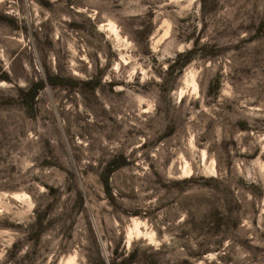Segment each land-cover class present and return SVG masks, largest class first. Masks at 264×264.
<instances>
[{
	"label": "rangeland",
	"instance_id": "374dc122",
	"mask_svg": "<svg viewBox=\"0 0 264 264\" xmlns=\"http://www.w3.org/2000/svg\"><path fill=\"white\" fill-rule=\"evenodd\" d=\"M134 248L264 264V0H0V264Z\"/></svg>",
	"mask_w": 264,
	"mask_h": 264
},
{
	"label": "trees",
	"instance_id": "16d2710c",
	"mask_svg": "<svg viewBox=\"0 0 264 264\" xmlns=\"http://www.w3.org/2000/svg\"><path fill=\"white\" fill-rule=\"evenodd\" d=\"M187 53H190V51ZM185 54V53H183ZM191 55L188 56V60L191 59ZM44 85V81L43 80H37V81H33L31 83H29L28 86H26L24 89H21L23 95H25V98L23 100V104L26 105L27 107L33 106L35 105V103L37 102L38 99V95L41 91V88ZM112 163V162H111ZM111 171V166L110 164L108 165V169L106 173H109ZM218 179V178H215ZM105 183H108V176L106 174L105 177ZM39 215V216H38ZM38 220L41 221L42 220V216L40 214H38ZM14 249V246L11 247V249L9 251H12ZM202 254V252L199 253V255ZM119 254L115 253L114 256L112 257L110 264H133V263H137V249H132L129 251V253L123 257V258H119ZM102 264H106V261L103 259L101 260Z\"/></svg>",
	"mask_w": 264,
	"mask_h": 264
},
{
	"label": "bare ground",
	"instance_id": "6f19581e",
	"mask_svg": "<svg viewBox=\"0 0 264 264\" xmlns=\"http://www.w3.org/2000/svg\"><path fill=\"white\" fill-rule=\"evenodd\" d=\"M112 25V24H111ZM112 29H115V26L114 25H112Z\"/></svg>",
	"mask_w": 264,
	"mask_h": 264
}]
</instances>
